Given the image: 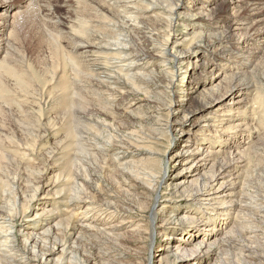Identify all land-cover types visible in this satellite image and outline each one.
<instances>
[{
	"label": "bare ground",
	"instance_id": "6f19581e",
	"mask_svg": "<svg viewBox=\"0 0 264 264\" xmlns=\"http://www.w3.org/2000/svg\"><path fill=\"white\" fill-rule=\"evenodd\" d=\"M139 1L105 0V3H108L111 9L113 8L114 13L107 9L108 19L106 18V21L97 17L90 21L88 19V23L78 20L77 24L80 23V27L77 26L76 29L78 32L84 33H94V29L99 32L100 30L104 31L105 34L108 33L101 36L102 34L98 35L97 31L98 34L93 35L95 37L93 39L99 41V47L102 46L103 50H118L121 60L119 68L129 73L132 72L129 74V78L140 77L142 74L136 72L147 71L154 64L165 67L162 70L163 73L172 72L171 78L169 77L170 81L163 85L158 84L156 89L161 90V94L171 95L173 92V96L177 98L172 100L169 97L164 110L167 112L166 128L168 132L169 130L171 132L179 130L181 138H171L168 134L164 141L163 137L157 135L147 136V141L155 146L151 150L147 147L148 157L152 161L156 159L159 162L157 163L158 171L155 172L158 173L156 176L158 180H154L156 181L154 186H151V183H142L143 181L139 183V186H133L139 191L140 197L146 196L150 200L147 212L148 220H145L146 223L143 224V218L132 217V214L139 215L143 212L137 208L138 206L132 205L119 196L107 193L101 196V199L94 200L84 195L82 190H73L78 185L77 179L82 178L77 172L70 173L67 169L69 163L71 165V163L81 161V157L86 154V151L91 150L89 146L92 148L95 146L92 142L89 146L82 143L83 140L88 139L86 138L88 135L81 127V123H84L85 120L83 122L78 119L84 115L78 113L77 120L74 119L78 126L74 125L75 127H73L67 124L66 134L56 138L55 144L61 151L56 150V154L54 152L49 154L51 159L57 155V161L66 157L68 161L62 170H57L60 162L58 163L56 159L55 164L50 165L51 169L56 168L53 169L56 173L47 179L44 185L45 188L48 187L46 193L42 197L36 198V195L31 197L27 201V205H24V201L15 199L14 212H11L10 207H3V204H0V261L6 259L10 264H79V250L84 253L83 247L89 246L95 251V254L90 255L84 264H131L128 260V257L131 256L128 249L126 250L119 243V240L125 241L123 232L128 231L136 235L134 240L128 242L135 244L138 248L144 247L145 240H149V246L146 247L149 249L156 238L161 239V244L152 255L147 252L144 264H209L214 257L218 256L220 245L232 232L233 227H229V222L233 218L241 216L242 207L251 208L250 202L246 203L236 198L239 193L238 186L241 184L239 181L242 175L240 171L244 167L245 161V157L243 158L241 155L243 149L237 152L232 151L235 155L239 154L235 166H231V163H227L224 158L219 161V158L226 154V148L231 152L232 148L238 149L239 143H231L232 140L226 135L231 134L226 133L228 131L216 130L217 133L213 134L211 128L218 124L223 125L226 121L229 122L238 117L240 114L238 110L245 102L244 95L248 93L253 84L247 79L249 80L254 72V63L264 49V0H226L223 1V3H227L225 13H218L214 11V8L212 9L215 5H220L219 2L222 0H203L202 8L197 7L196 2L199 0H176V2L171 1L167 6L156 4L146 7L138 5ZM31 9L36 10L35 0H0V103L4 100L9 102L6 100V95H10L11 90H14L13 86L20 88L18 91L15 87V91L24 92L26 93L24 95L28 96L27 98H32L37 93L42 95L44 89L46 90L51 85H47L45 88L44 84L49 81L43 76L44 73L49 74L45 69L42 74L34 75L24 71L17 72L9 66L10 61L7 56L10 48V36L14 37L17 34L15 32L18 30V26H31L29 20L34 16V14L32 16ZM156 13L161 21H168L171 26L174 21L175 25L181 26V22L186 20L189 26L191 24V29L185 31L187 30L185 25V30L179 33L181 36L174 38L173 41L167 40L163 47L157 51L158 53L156 52L157 54L142 55L133 52L130 47L126 46L122 30L126 28L129 32H134V30L142 28V20L151 18ZM70 34L72 37L74 36L73 38L79 39L76 32ZM237 36H239V41H236V44L234 37ZM185 46L186 51L182 50ZM226 52L236 60L242 59L241 63L238 61L237 65L231 63L226 59ZM217 62H222V64ZM56 70L58 72L60 69ZM215 70L217 71L213 74ZM59 72L60 74H58ZM59 72L53 74L50 79L55 80L51 91L55 92L54 99L57 100L58 107L64 103L67 104L66 93H68L65 89L67 80L66 75L64 76V68L61 67ZM226 72L233 73L228 75ZM176 75L180 77L178 84L174 82ZM209 75L211 76L209 77ZM227 76H229L227 79L230 80V83L222 93L209 101L199 99L200 91H204V87L211 85L213 89L217 88L219 82L226 80ZM10 80H13V83ZM34 84L35 86L40 85V87L37 86L38 89L37 87L35 89L33 88ZM177 86L178 89H176ZM78 90L81 89H76L74 92L76 93ZM49 92L44 93L46 101H49V97L53 95H49ZM261 94L263 93L261 92ZM67 97L69 98V96ZM189 101L194 102V107L192 106V109L188 111L183 110V103ZM173 103L178 104L176 110L172 109ZM135 104L137 102L131 106ZM66 106L63 109H68V105ZM76 106L78 105L75 104L74 107ZM180 107L182 108L179 111ZM71 108L70 106L69 109ZM2 112L0 104V114ZM65 113L69 115V111ZM179 114L181 117L177 118ZM22 126L26 128L23 131L26 134L24 139H27L30 134L29 123L24 121ZM234 131L240 132V129H234ZM10 135L0 137V148H18L23 151L21 155L17 154L18 157L29 156L27 140H25L26 143H24L25 141L18 142V140H13ZM53 136L50 135L51 138ZM66 140L74 141L77 144V150L80 151L70 152L69 156L66 155V148L69 145L66 144ZM226 143L228 144L226 145ZM65 144L66 146L61 148ZM215 144L217 146H214ZM172 145L174 149L170 153ZM240 147L242 148L243 145ZM7 150H2L4 154L0 152V156L10 161L12 158L8 156L10 149ZM168 153L170 156L166 160ZM126 158L127 155L116 156L117 161H125ZM116 160L115 162H117ZM166 161L167 176L164 177V175L162 176L164 173L163 163ZM125 163L126 161L122 162V164ZM62 172L73 178L74 182L71 186L65 184L66 179H61ZM248 175L249 173H247ZM91 187L92 190L96 188L93 185ZM133 187L128 185V188ZM48 191L49 193H47ZM242 203L245 205L243 206ZM156 205L158 208L154 209ZM252 207L256 208V211H261L264 226V204H256ZM62 212L67 215L65 219L60 218ZM58 233L67 239H58ZM262 233L261 240L263 241L260 245L264 249V228ZM43 235L53 236L50 247H46L45 241L41 240ZM68 239L71 241L66 245ZM17 242L21 244L19 250L16 247ZM39 245H41V249L46 248L45 252L40 255L36 254ZM257 261L256 264H264L262 259Z\"/></svg>",
	"mask_w": 264,
	"mask_h": 264
},
{
	"label": "rangeland",
	"instance_id": "374dc122",
	"mask_svg": "<svg viewBox=\"0 0 264 264\" xmlns=\"http://www.w3.org/2000/svg\"><path fill=\"white\" fill-rule=\"evenodd\" d=\"M171 1L176 2V0H140L138 5L142 7L156 4L167 6ZM202 1L199 0L196 2L197 7L200 6L202 8ZM223 1L226 0H222L219 2L221 3L220 5H215L212 9L214 8V11L218 13H225L227 11V3H223ZM35 8L36 10L31 9L32 16L34 14L33 18L29 20L31 26L24 27L23 25V29L18 26L19 32L18 30L15 32L17 36H10V48L7 57L10 61L9 66L17 72L24 71L34 75L42 74L44 72L43 69L49 72L48 75L46 73L43 75L45 79H49L47 84L44 82V85L45 88L47 85H51L48 87L49 89L46 88L43 92L47 94L50 90L49 95H53L49 97V101L44 99L46 95L43 92L42 95L35 94V98H27L28 96L24 95L26 93L18 92L20 88L13 86L14 90H11L10 95H6V100H9V102L4 100L0 103L3 111L0 114V137L3 138V135L11 134L10 136L13 137V140H18V142L23 143L27 140L28 149L30 150L29 156L18 157L17 154L20 153L21 155L23 152L21 149H12L9 147H5L4 149H2L3 147L0 148V152L3 154L4 152L2 150L10 149L8 156L12 157L8 161L0 156V204H3V207H10L11 212H14L16 207L15 199L21 202L24 201V205H27V201L31 197L35 195L36 198L38 196L42 197L46 193L48 187L45 188L44 185L47 179L56 173V171H53L56 168L51 169L50 165H54L55 159L58 157L55 155L56 157L54 156L55 158L51 159L49 154L50 152L57 153L56 150L58 152L61 151L55 144L56 138H60L66 134L68 125L73 127L78 126V123H75L74 119L77 120L76 115L81 113L84 116L78 119L85 120V122L83 121L85 124L81 123V127L85 129L84 132H87L88 135L87 137L85 136L88 139L83 140L82 143H86L89 146L92 142L95 146L93 148L89 146L91 150L86 151L88 155L84 152L86 156L83 154L84 156L81 157V161H76V163H71V165L69 163L67 169L70 173L77 172L79 177L82 178L77 179L78 185L73 190H82L84 195L94 200L101 199V196L107 193L119 196L121 199L129 201L132 205L134 204V206H138L137 208L141 209L143 213L139 214V218V215L136 214H132L131 216L136 219L143 218L142 222L145 224L148 220L147 212L149 210L150 200L146 196L140 197L139 191L134 187L139 186V183L142 181V183H151V186H154L158 180V177H156L158 173L155 172L159 168L157 164L159 163L158 160L153 159L152 161L146 152L148 148L150 150L155 148L154 145L147 141V136L157 135L158 137H163L164 141L167 139L168 134H170L171 138H181L179 130L175 132L169 130L168 132L166 128L167 112L164 110L168 104L169 97L172 100L173 98L174 100L177 98L173 96V92L171 95L168 93L161 94V90L156 89L158 84L163 85L170 81L172 72L163 73L162 70L165 67L154 64L150 67V72L149 70L138 71L136 73L142 74L140 77L134 76L129 78V74H132V72L129 73L119 68V61L121 60L118 50H103L102 46L99 47V41L93 39L95 38L93 35L98 33V35L102 34L101 36H103L105 34L104 31L100 30L99 32L94 28H92L94 29V33L77 31L76 27L80 25V23L79 25L77 24L78 20L83 23L85 21L88 23V19L89 21L94 20L95 17L105 20L108 17L106 15L107 11L113 12V8L111 9L108 3H105V0H35ZM142 23V28L136 29L134 32H129L126 28L122 30V34L125 36L126 46L128 48L130 47L133 52L142 55L157 54V51L163 47L167 40L173 41L174 38L181 36L179 33L185 30V25L187 28L185 31L191 29V24L189 26L186 20L181 22V26L175 25V21L172 23L173 26H171L170 22L161 21L158 13L151 18L142 20ZM71 29L73 30L69 31ZM71 32H76L79 39L73 38L74 36H71ZM109 35H111L110 32ZM70 38H73L74 41L73 39L71 41ZM236 41H239V36L234 37V43L237 44ZM202 43H205V41H202ZM97 47L99 48L97 49ZM182 50L186 51V46ZM230 50H232L231 47ZM225 55L227 57L226 59L234 65H237V61L239 63L242 61V59L236 60L232 58L227 52ZM217 63L222 64V62ZM61 67L65 70L64 76L66 75L67 80L65 89H67L68 93H66L67 104L64 103V106L60 105L59 111L58 104L56 103L57 100L54 99L55 92H52L54 90L51 91V87L55 85V80L50 79L53 74L61 70ZM57 68L58 70L60 69L58 72H56ZM253 69L254 72L252 74L250 73L251 76L249 80L247 79V81L253 84L248 93L244 95L245 102L238 110L240 116L238 115L237 118L229 122L226 121L223 125L218 124L216 127L211 128L213 134L217 133L215 132L216 130L228 131L226 133L231 134L226 135L232 140L231 143H239L238 149L232 148L231 152L226 148V154L222 155L219 161H222L224 158L227 163H231V166H235V161L239 158V154L235 155L232 151L237 152L243 149L241 155L243 158L245 157V161L244 167L240 171L242 174L239 179L241 184L238 186L239 193L236 198L246 203L250 202L251 208H247L244 206L245 203H242L244 207L241 209V216L237 218L232 217L234 221L231 220L229 222V227H233L232 232L220 245L218 256L214 257L215 260H211L209 264H256L258 263L257 260L262 259L264 261V249L260 245L263 241L261 240L263 238L262 232L264 228L262 222L263 215L261 211H256V208L252 207L256 204H264V49L258 55ZM165 73L167 75H164ZM230 73L233 72H226L228 75ZM228 77H226V80L220 81L217 88L213 89L211 85L204 87V91H200L201 96H198L199 99L209 101L222 93L230 83V80L227 79ZM144 78L148 80L146 81ZM10 81L13 83V80ZM179 81L180 77L176 75L174 77L175 84H178ZM37 86L40 87V85ZM37 86L34 84L33 88L36 89ZM9 87L11 88L12 86ZM15 87L18 91H15ZM76 89L81 90H78L76 94L74 92ZM176 89H178V86ZM134 102H137V104L131 106ZM75 104L78 106L74 107ZM66 105H68V109H63ZM80 105L83 106L79 107ZM177 105V103L176 105L173 103L172 109L174 108L176 110L178 108ZM70 106L72 107L71 109H69ZM192 106L194 107L193 101L184 102L183 110L188 111L192 109ZM181 108H179V111ZM68 111L69 115L65 113ZM180 117V114L177 115V118ZM24 121L29 123L30 134L27 136V139H24V135H26L23 131L26 128L22 126V122ZM234 129H240V132H235ZM50 135H54L53 138ZM66 141L67 143H65L70 145L66 148V155L70 154V152L80 151L77 150V144L74 141L69 140L71 143L68 140ZM66 144L61 148H64ZM242 145L243 147L241 148L240 146ZM214 146H217V144ZM172 149H174L173 145L170 146V153H172ZM83 151H85L84 148ZM117 155H127V158L124 159L126 163L122 164V162H125L122 160L117 161ZM169 156L168 153L166 160ZM66 158L58 159L59 161L56 159L58 163L62 162L58 164L57 170L63 169L68 161ZM163 164L164 173L162 172V176L164 175L166 177L167 172L165 169L167 168V161ZM247 173H249L248 176ZM61 179H66L64 182L67 186H71L74 182L73 178L69 177V175L67 176L65 172H62ZM129 184L134 187L128 188ZM92 185L96 187L94 189L95 191L92 190ZM156 208H158L157 205L154 209ZM61 215V219L67 217L63 212ZM123 235L125 241L119 240V243L126 250L128 249L129 255H131L128 257V260L131 264H144L143 261L147 254L152 255L161 244V239L156 238L151 243L149 249L146 248L149 246V240H145L144 247L138 248L135 244L128 242L136 238L135 234L125 231ZM57 236L61 240L67 239L60 233ZM41 240L45 241L44 244H46V247H50L53 242V236L43 235L41 236ZM70 241L68 239L66 245ZM16 245L19 250L21 244L17 242ZM40 246L37 248L38 252L36 254L38 255L44 253L46 249L42 248V250ZM83 251L84 253H82V250H79L78 253L79 264H84L90 255L95 254V251L89 246L83 247ZM5 260L0 261V264H10L9 260Z\"/></svg>",
	"mask_w": 264,
	"mask_h": 264
}]
</instances>
